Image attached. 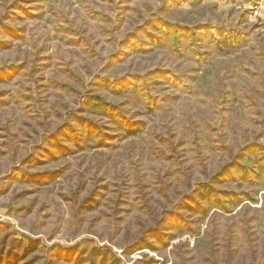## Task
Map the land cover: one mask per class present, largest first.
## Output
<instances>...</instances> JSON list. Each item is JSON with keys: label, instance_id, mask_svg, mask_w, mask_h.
<instances>
[{"label": "rangeland", "instance_id": "rangeland-1", "mask_svg": "<svg viewBox=\"0 0 264 264\" xmlns=\"http://www.w3.org/2000/svg\"><path fill=\"white\" fill-rule=\"evenodd\" d=\"M259 166L264 0H0L9 264L258 263Z\"/></svg>", "mask_w": 264, "mask_h": 264}, {"label": "trees", "instance_id": "trees-1", "mask_svg": "<svg viewBox=\"0 0 264 264\" xmlns=\"http://www.w3.org/2000/svg\"><path fill=\"white\" fill-rule=\"evenodd\" d=\"M22 2H18V1H16L15 2V5H16V8H20L21 10H22ZM117 80H119V79H115V78H110L109 79V81L112 83V84H114V81H117ZM119 82H120V80H119ZM247 148H249V147H247ZM250 149H253V148H250ZM249 149V150H250ZM233 167V169L234 170H236L241 176H242V179H244V180H246V179H250L249 178V173L247 172V170L244 168V167H242L241 165H235V164H233L232 165ZM259 168L260 169H262L263 167L262 166H259ZM264 169V168H263ZM262 169V170H263ZM253 175V172L251 173V175H250V177ZM251 180V179H250ZM210 191H211V193L213 192V190L211 189V190H205V187L203 186V191H200V194H203L202 196H203V198H208V197H210ZM226 197H227V195H226ZM228 198H229V202L231 203V204H237L238 202H239V200H238V198H237V196L236 195H231V196H228ZM221 208L223 209V210H227L223 205L221 206ZM36 244V243H35ZM2 248V246L0 247V249ZM35 248H36V245H34V247H33V244L31 243V245H29V248H26V246L24 247V249L26 250L25 251V253L26 252H28V251H33V250H35ZM14 253H16V252H13V250H11V251H9L8 252V254H6L5 253V251H4V249L2 248L1 250H0V264H9V258H8V255H10V254H14ZM5 254V255H4ZM11 256V255H10ZM23 256V255H22ZM100 260H102L101 262H100V264H104L105 263V258L103 257V259H100ZM16 264V263H15ZM251 264H264V257H263V259L260 261V262H258V263H251Z\"/></svg>", "mask_w": 264, "mask_h": 264}]
</instances>
